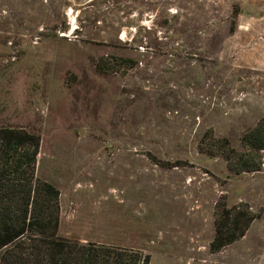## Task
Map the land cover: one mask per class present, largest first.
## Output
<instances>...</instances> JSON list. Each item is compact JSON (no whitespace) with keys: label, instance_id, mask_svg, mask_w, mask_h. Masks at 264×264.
I'll return each mask as SVG.
<instances>
[{"label":"rangeland","instance_id":"rangeland-1","mask_svg":"<svg viewBox=\"0 0 264 264\" xmlns=\"http://www.w3.org/2000/svg\"><path fill=\"white\" fill-rule=\"evenodd\" d=\"M103 57L135 66L101 74ZM263 117L264 0H0V127L40 135L62 240L264 264V151L237 175L201 145L241 152ZM219 203L259 218L212 253Z\"/></svg>","mask_w":264,"mask_h":264},{"label":"trees","instance_id":"trees-1","mask_svg":"<svg viewBox=\"0 0 264 264\" xmlns=\"http://www.w3.org/2000/svg\"><path fill=\"white\" fill-rule=\"evenodd\" d=\"M134 66L130 58L103 57L97 70L112 74ZM41 144L35 132L0 127V264H151V255L143 251L58 237L60 191L38 177ZM204 144L210 149L208 154L223 156L237 175L259 172L264 117L241 138V152L227 138L213 134L204 136ZM257 218L248 207L229 208L219 203L211 252L218 253L243 239Z\"/></svg>","mask_w":264,"mask_h":264}]
</instances>
